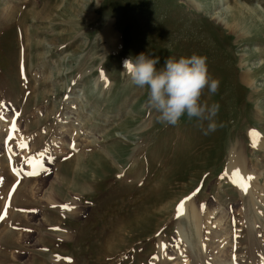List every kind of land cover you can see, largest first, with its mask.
Segmentation results:
<instances>
[{
	"label": "rangeland",
	"instance_id": "obj_1",
	"mask_svg": "<svg viewBox=\"0 0 264 264\" xmlns=\"http://www.w3.org/2000/svg\"><path fill=\"white\" fill-rule=\"evenodd\" d=\"M140 53L206 57L215 132L158 123ZM0 217V264H264V0H0Z\"/></svg>",
	"mask_w": 264,
	"mask_h": 264
},
{
	"label": "clouds",
	"instance_id": "obj_2",
	"mask_svg": "<svg viewBox=\"0 0 264 264\" xmlns=\"http://www.w3.org/2000/svg\"><path fill=\"white\" fill-rule=\"evenodd\" d=\"M159 58H151L140 53L135 58L125 59L124 72L132 84L147 86V104L159 113L158 123L176 126L181 117L191 122L197 121L204 135L217 130L216 117L219 114V103L208 104L201 97L207 89L209 96L215 95L220 86L218 79L208 71L206 57L193 53L190 57L178 59L169 57L163 67L157 69ZM207 122V127L204 123Z\"/></svg>",
	"mask_w": 264,
	"mask_h": 264
},
{
	"label": "snow or ice",
	"instance_id": "obj_3",
	"mask_svg": "<svg viewBox=\"0 0 264 264\" xmlns=\"http://www.w3.org/2000/svg\"><path fill=\"white\" fill-rule=\"evenodd\" d=\"M12 129L15 130V123H13V125H12ZM250 136L253 138V147H255L256 144H257V142H258L259 133H257L255 130H252V131L250 132ZM21 146H22V147H26V145H21ZM36 174H37L36 172H29V173H27V175H30V176H31V175H36ZM234 175H235L236 177H239V176H240V172H239L238 169L235 171ZM247 179H248V180H251V179H253V177L249 176ZM240 186L243 188L244 191H247V187H248L247 184H245V183L242 182V183L240 184ZM189 198H190V197H189ZM186 199H187V198H186ZM183 204H184V201H181L180 205L178 206V213L182 212ZM63 207L68 208L67 205H65V206H63ZM0 218H2V217H0Z\"/></svg>",
	"mask_w": 264,
	"mask_h": 264
},
{
	"label": "bare ground",
	"instance_id": "obj_4",
	"mask_svg": "<svg viewBox=\"0 0 264 264\" xmlns=\"http://www.w3.org/2000/svg\"><path fill=\"white\" fill-rule=\"evenodd\" d=\"M241 13V12H240ZM238 14V13H237ZM237 17V16H236ZM241 18V16H240ZM229 19V18H228ZM231 20V19H230ZM237 22V20H236ZM235 24V23H234ZM237 162V159H236V155H235V152H234V149H232V152L230 153V159H229V163H228V171L231 172V174L236 177L234 175V172H235V163ZM237 178V177H236ZM185 207H183V210H182V214L184 215L186 210L184 209ZM220 224V223H219Z\"/></svg>",
	"mask_w": 264,
	"mask_h": 264
}]
</instances>
